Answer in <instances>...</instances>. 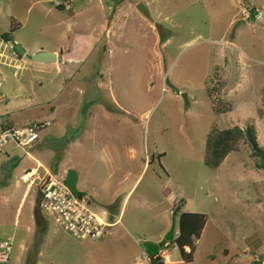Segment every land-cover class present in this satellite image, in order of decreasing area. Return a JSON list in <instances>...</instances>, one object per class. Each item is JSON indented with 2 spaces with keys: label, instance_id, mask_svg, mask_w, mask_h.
Returning <instances> with one entry per match:
<instances>
[{
  "label": "rangeland",
  "instance_id": "rangeland-1",
  "mask_svg": "<svg viewBox=\"0 0 264 264\" xmlns=\"http://www.w3.org/2000/svg\"><path fill=\"white\" fill-rule=\"evenodd\" d=\"M6 32L0 131L50 122L28 151L0 145L10 264H152L143 244L173 220L179 233V206L208 222L192 261L166 243L163 264H264V160L245 140L205 164L213 129L253 125L264 149V0H0ZM39 51L58 59L35 61ZM32 168L58 180L79 170L109 224L101 237L77 239L43 212L38 228L39 187L22 180Z\"/></svg>",
  "mask_w": 264,
  "mask_h": 264
},
{
  "label": "built area",
  "instance_id": "built-area-1",
  "mask_svg": "<svg viewBox=\"0 0 264 264\" xmlns=\"http://www.w3.org/2000/svg\"><path fill=\"white\" fill-rule=\"evenodd\" d=\"M5 40L0 34V51ZM2 53L0 52V59ZM1 62V60H0ZM50 125V122H35L23 127H8L0 131V145L10 141L28 151L30 142L38 139L39 132ZM28 190L37 185L39 187V208L49 218L65 229L77 239L99 238L109 225L93 210L88 196L78 198L64 183L55 176L47 175L42 178L39 170L32 169L22 175ZM13 252V239H0V264H10Z\"/></svg>",
  "mask_w": 264,
  "mask_h": 264
},
{
  "label": "trees",
  "instance_id": "trees-1",
  "mask_svg": "<svg viewBox=\"0 0 264 264\" xmlns=\"http://www.w3.org/2000/svg\"><path fill=\"white\" fill-rule=\"evenodd\" d=\"M16 28H18V24L13 22L11 28L12 31H15ZM1 35L6 42L12 41L11 33L6 32ZM14 50L18 53L16 45H14ZM18 55L22 56L20 53H18ZM221 104L222 100H217L213 105L214 109L216 111H224L225 107ZM8 127L13 126H1V128L4 129ZM245 140H248L253 148V154L264 160V149L258 143L255 127L249 125L246 128H243L239 125H235L227 129H213L211 131L206 145L205 164L211 168H219L230 153L236 152L240 149V145ZM180 208L181 207L179 206L178 210ZM178 210L175 211V215H179V233L174 235L172 240L167 243L168 245L175 243L179 247L183 259L190 262L194 259V254L198 246L197 241L201 238L206 227L208 215L201 212H180ZM35 221L38 228H41V230L47 228V219L39 207L35 209ZM167 246L162 249H166ZM186 248H190V250L187 251ZM162 261L163 259L160 255L151 258L152 264H163Z\"/></svg>",
  "mask_w": 264,
  "mask_h": 264
},
{
  "label": "water",
  "instance_id": "water-1",
  "mask_svg": "<svg viewBox=\"0 0 264 264\" xmlns=\"http://www.w3.org/2000/svg\"><path fill=\"white\" fill-rule=\"evenodd\" d=\"M252 12H258V10L256 8H253ZM16 48H17L18 53L20 54L26 53V50L21 45H17ZM32 58L35 61H38L41 63H49L51 61L57 60L58 56L56 52L39 51L35 53L34 55H32ZM184 98L188 103L189 101H188V97L186 94H184ZM78 180H79L78 171L74 168H71L67 171L66 177L64 178V183L73 192L75 196H77L78 198H83L84 196L87 195V192L78 188ZM175 230H176V220H173L172 227L168 231V233L165 235L163 240H161L160 242L145 241L143 244V247L147 255L150 258L156 256L161 251V249L165 246V244L172 240V238L175 235ZM38 264H45V263H43L42 261H39Z\"/></svg>",
  "mask_w": 264,
  "mask_h": 264
},
{
  "label": "crops",
  "instance_id": "crops-1",
  "mask_svg": "<svg viewBox=\"0 0 264 264\" xmlns=\"http://www.w3.org/2000/svg\"><path fill=\"white\" fill-rule=\"evenodd\" d=\"M105 158L107 161H109L110 163H113V159H111V157L108 156V153L105 152ZM32 169H36V168H32ZM78 171V174H80L79 170ZM113 174H115V171L113 172ZM111 175V174H110ZM79 181H80V177H79V180H78V185H79ZM80 189V188H79ZM81 190L85 191L84 189L81 188ZM28 192H25L24 196L27 195ZM121 217H119L116 222L120 221ZM156 242H159V240H157Z\"/></svg>",
  "mask_w": 264,
  "mask_h": 264
}]
</instances>
